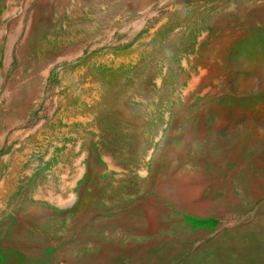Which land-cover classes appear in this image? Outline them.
<instances>
[{
  "label": "rangeland",
  "instance_id": "374dc122",
  "mask_svg": "<svg viewBox=\"0 0 264 264\" xmlns=\"http://www.w3.org/2000/svg\"><path fill=\"white\" fill-rule=\"evenodd\" d=\"M0 264H264V0H0Z\"/></svg>",
  "mask_w": 264,
  "mask_h": 264
}]
</instances>
